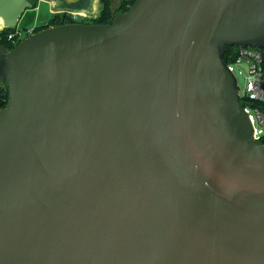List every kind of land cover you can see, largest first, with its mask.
Here are the masks:
<instances>
[{
  "label": "water",
  "instance_id": "95a60500",
  "mask_svg": "<svg viewBox=\"0 0 264 264\" xmlns=\"http://www.w3.org/2000/svg\"><path fill=\"white\" fill-rule=\"evenodd\" d=\"M27 9L0 0L4 28ZM233 46L264 50V0H135L0 46V264H264Z\"/></svg>",
  "mask_w": 264,
  "mask_h": 264
},
{
  "label": "built area",
  "instance_id": "2783aa9c",
  "mask_svg": "<svg viewBox=\"0 0 264 264\" xmlns=\"http://www.w3.org/2000/svg\"><path fill=\"white\" fill-rule=\"evenodd\" d=\"M64 12V11H57ZM66 13L76 22L79 19L89 18L82 12ZM31 30L27 32V36L31 35ZM26 36V37H27ZM20 31L11 33L7 36V40L16 45L26 38ZM264 50L252 47H238L234 61L226 64L229 71L233 74V66L246 64L248 66L249 80L245 86L244 93L240 94L238 90L239 100H244L246 106H242L252 127V137L255 141L264 144ZM234 75V74H233Z\"/></svg>",
  "mask_w": 264,
  "mask_h": 264
},
{
  "label": "trees",
  "instance_id": "16d2710c",
  "mask_svg": "<svg viewBox=\"0 0 264 264\" xmlns=\"http://www.w3.org/2000/svg\"><path fill=\"white\" fill-rule=\"evenodd\" d=\"M101 5V10L93 20H86L88 23L93 24H111L113 14L115 13H126L134 4L135 0H116V7H113L112 0H98ZM32 4V9L37 7V2L29 0ZM77 23L74 21L66 12H62L61 14L55 13L53 16H50L48 22L44 26L36 27L33 30V33L41 31L43 29L57 26V25H64V24H73ZM17 29H2L0 30V46H4L7 51L13 49L16 45L12 44L11 41L7 40V36L11 33H15ZM238 47H225L224 53L222 55V61L225 64H231L234 61V56L237 51ZM264 55V52H262ZM0 109L3 108L8 100V90L4 83L0 84ZM242 106H246V102L244 100L240 101Z\"/></svg>",
  "mask_w": 264,
  "mask_h": 264
},
{
  "label": "rangeland",
  "instance_id": "374dc122",
  "mask_svg": "<svg viewBox=\"0 0 264 264\" xmlns=\"http://www.w3.org/2000/svg\"><path fill=\"white\" fill-rule=\"evenodd\" d=\"M37 2V8L35 9H27L24 11V14L21 16L19 23L16 27L17 31H20L24 36H27V32L33 30L36 27L44 26L47 24L50 16L57 13V10L53 8L52 0H32ZM113 1V7H116V0ZM50 11L53 13L50 14ZM101 10V5L98 0H94L87 13H82L87 15L89 18H83L86 20H93L96 16H98ZM62 12H58L61 14ZM1 30V29H0ZM24 39V38H23ZM233 74L236 78L237 85L239 87V93L243 94L245 86L249 80L248 74V66L246 64H242L240 66H233ZM1 84V83H0ZM264 131V127L262 128Z\"/></svg>",
  "mask_w": 264,
  "mask_h": 264
},
{
  "label": "bare ground",
  "instance_id": "6f19581e",
  "mask_svg": "<svg viewBox=\"0 0 264 264\" xmlns=\"http://www.w3.org/2000/svg\"><path fill=\"white\" fill-rule=\"evenodd\" d=\"M94 1V0H93ZM82 13H87V11L85 12H82ZM0 29H4V24H3V21H2V18L0 17Z\"/></svg>",
  "mask_w": 264,
  "mask_h": 264
},
{
  "label": "flooded vegetation",
  "instance_id": "af4514ba",
  "mask_svg": "<svg viewBox=\"0 0 264 264\" xmlns=\"http://www.w3.org/2000/svg\"><path fill=\"white\" fill-rule=\"evenodd\" d=\"M77 23L90 24L87 21H85L84 19H79Z\"/></svg>",
  "mask_w": 264,
  "mask_h": 264
},
{
  "label": "crops",
  "instance_id": "0c3cea01",
  "mask_svg": "<svg viewBox=\"0 0 264 264\" xmlns=\"http://www.w3.org/2000/svg\"><path fill=\"white\" fill-rule=\"evenodd\" d=\"M36 8H37V7H36ZM49 12H50V14H51V13H53V12H52V11H50V10H49ZM0 104H1V100H0Z\"/></svg>",
  "mask_w": 264,
  "mask_h": 264
}]
</instances>
